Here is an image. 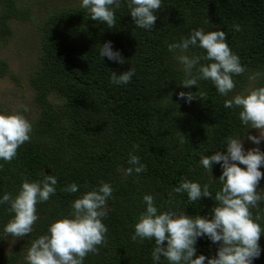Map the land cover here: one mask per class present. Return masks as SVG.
Instances as JSON below:
<instances>
[{"label": "trees", "instance_id": "16d2710c", "mask_svg": "<svg viewBox=\"0 0 264 264\" xmlns=\"http://www.w3.org/2000/svg\"><path fill=\"white\" fill-rule=\"evenodd\" d=\"M75 4L55 10L40 23L37 61L25 75L37 107L30 121L31 140L11 163L0 160V199L5 193L15 196L25 178L37 181L45 175L57 177L56 194L37 205L40 219L34 231L16 238L10 253L5 252L4 243L13 237L4 227L12 214L8 205H0V264H26L32 241L47 234L51 223L68 216L72 202L99 187L101 181L113 188L110 211L103 220L107 243L99 247L98 254H89L84 264H153L154 240H131L134 225L145 210L143 196L154 195L161 212L171 209L189 217L210 218L214 198L190 202L187 193H173L174 202L169 205V193L187 179L208 184L214 197L221 187V165L214 164L210 173L199 164L200 156L216 151L226 154L227 137L243 141L252 135L253 129L239 120L241 109H226L224 102L247 89L264 87V0H162L152 31L135 26L126 0L116 10L112 29L91 20L88 10ZM30 16L32 5L0 0V44L12 39L13 22L30 21ZM236 24L242 31H234ZM200 28L225 31L226 42L247 69L234 76L236 88L227 97L219 95L210 80L181 86L185 79L182 65L167 45ZM106 42L121 53L124 64L100 57V46ZM203 52L194 47L188 54ZM131 68L135 75L129 84L110 82L111 71L119 76ZM0 76L14 78L1 61ZM252 76L255 80L249 79ZM180 92H204L206 96L188 103L178 98ZM137 144L139 150L134 154L147 171L125 176L124 169L132 167L129 152ZM259 170L263 173L264 166ZM74 182L78 192L63 191ZM258 190H264V179ZM260 208L264 209V202ZM260 223L264 227V213ZM259 244L261 255L253 264H264V236ZM195 247L197 256L212 258L219 244L205 236L198 238ZM159 264L169 262L161 257Z\"/></svg>", "mask_w": 264, "mask_h": 264}, {"label": "clouds", "instance_id": "9594fccd", "mask_svg": "<svg viewBox=\"0 0 264 264\" xmlns=\"http://www.w3.org/2000/svg\"><path fill=\"white\" fill-rule=\"evenodd\" d=\"M126 4L135 26L152 31L162 0H126ZM121 6V0H81L80 4L81 8L88 10L91 20L99 21L109 29L115 27L116 10ZM233 29L242 31L238 24L233 25ZM226 40L225 31L205 32L200 28L193 30L187 38L181 37L178 43L167 45L168 51L182 65L185 75L182 87L189 88L197 86L200 80H210L221 96L227 97L235 90L234 76L244 74L247 69ZM194 47L204 52L189 55L190 48ZM99 55L119 64L125 63L121 53L113 51L111 42L100 46ZM134 75V68L119 76L111 71L110 82L127 85ZM255 78L249 77L250 80ZM197 96L203 99L206 93L178 94V98L188 103ZM224 107L241 109V123L259 130V136H247L249 141L259 145L264 140V87L250 88L245 93L236 94L225 100ZM23 111L28 112L29 109L25 106ZM32 132V123L20 112L0 113V160L11 163L21 146L30 142ZM226 146V154L216 151L211 156L202 154L199 159V164L210 173L214 164L221 165L222 174L218 179L221 187L214 197L208 184L201 186L187 179L169 193V205L174 202L173 193H187L190 202L214 198L215 207L211 210L210 218L198 215L189 217L184 212L177 213L171 209L161 212L154 195L143 196L145 210L134 225L131 240L134 243L154 240L155 247L151 253L153 264H159L161 257L169 264H205L206 260L207 264H253V260L260 257L259 241L264 236V227L260 223L264 209L260 208V203L264 202V190L258 188L261 179H264V173L259 170L264 166V152L259 147L246 151L242 139L232 136L226 138ZM138 150L137 144L129 152L128 163L132 167L124 169L125 176L147 171V166L134 154ZM57 184L58 179L54 175H45L43 180L37 181L25 178L15 196L5 193L0 205H8L7 211L12 218L4 227V232L14 239L30 235L40 219L37 205L49 201L56 194ZM63 191L76 193L79 185L74 182ZM112 193L111 184L101 181L99 187L75 199L68 216L51 223L47 234L32 241L25 256L26 264H84L89 254H98L99 247L107 243L108 228L103 220L110 211L108 201ZM205 236L212 243L219 244L212 258L197 256L195 245L198 238Z\"/></svg>", "mask_w": 264, "mask_h": 264}, {"label": "rangeland", "instance_id": "374dc122", "mask_svg": "<svg viewBox=\"0 0 264 264\" xmlns=\"http://www.w3.org/2000/svg\"><path fill=\"white\" fill-rule=\"evenodd\" d=\"M17 2L32 5V16L27 22H13L12 39L6 44H0V61L8 66L9 73L14 76L13 79L9 76H0V109L2 113L20 112L31 121L37 114V107L33 103V93L25 75L34 68L37 61L41 42L40 23L55 10L71 6L69 5L71 2L80 6L81 0H17ZM25 106L29 109L28 112L23 111ZM252 135L259 136V130L253 129ZM243 145L246 151L259 147L264 152V140L259 145H255L245 139ZM16 241L14 238H5L6 253H10Z\"/></svg>", "mask_w": 264, "mask_h": 264}]
</instances>
